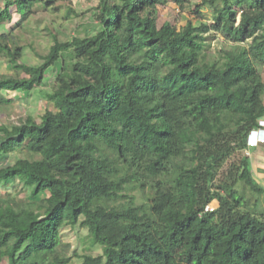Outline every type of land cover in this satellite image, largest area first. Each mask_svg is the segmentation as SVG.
<instances>
[{"label": "trees", "instance_id": "obj_1", "mask_svg": "<svg viewBox=\"0 0 264 264\" xmlns=\"http://www.w3.org/2000/svg\"><path fill=\"white\" fill-rule=\"evenodd\" d=\"M72 1L3 0L0 28L14 7L25 20ZM89 1L94 33L55 37L39 65L0 36L14 71L0 74V104L56 72L43 94L56 111L0 125V160L29 156L0 167V183L30 189L0 196V264H73L76 226L103 248L76 252L81 264H264V215L246 197L264 195L259 156L238 155L264 120V0H200L210 22L180 29L158 26L159 7L198 0Z\"/></svg>", "mask_w": 264, "mask_h": 264}, {"label": "rangeland", "instance_id": "obj_2", "mask_svg": "<svg viewBox=\"0 0 264 264\" xmlns=\"http://www.w3.org/2000/svg\"><path fill=\"white\" fill-rule=\"evenodd\" d=\"M96 3L89 0H73L70 4H58V10H48L44 6L36 5L32 8L28 18L23 20L20 14L16 12L15 7L12 8L13 18L12 21L0 28L1 35H10L8 44L13 48L14 45H20L25 48L24 63L39 65L41 64V55H45L49 52L51 46L54 43V38L60 40H72L75 36H87L94 33V27L92 24L93 8ZM200 6L199 8L197 6ZM0 6L4 7L3 0H0ZM217 7L220 8L221 4L217 3ZM73 9L74 13L70 18L67 17L69 10ZM204 17L201 16V14ZM212 17V8L210 6H203L202 2L198 0L193 4L192 8L187 11H181L174 3L168 1L159 7L158 26L161 27L165 22H170L178 29L184 27L191 18H197L195 24L199 26L201 22H210ZM222 38H218L211 42V52L213 54L221 47ZM260 72L264 78V67H259ZM14 71L4 54L0 52V74L12 75ZM56 72H48L45 78V83L41 88L33 90L31 93L23 91L15 92H2V96L5 99H9V104H0V125L18 124L22 119H25L29 115H34L36 119H39L46 110H54L53 104H48L43 94L52 88L55 83ZM264 145V144H261ZM262 147L253 150L244 151L239 153V157L243 155H252L257 158L259 156V162L264 163V155L261 154ZM35 158H40V155L34 154ZM21 157H29L25 150L12 153L7 159L0 160V167L6 163H11ZM253 161L254 158L252 157ZM234 158L230 161L232 162ZM228 165L225 167V169ZM259 167L255 164L253 171L257 180L264 186V170L259 171ZM17 185L11 186L4 195L10 193H17V199L25 201L29 199L30 189L20 190ZM246 197L250 200L251 205L257 203L256 212L260 215H264V195H260L258 200H255V196L249 191H246ZM139 196L137 192H132ZM64 242L70 245L69 255L72 256L73 264H81L82 259L75 257L77 252L80 255L85 253H92L95 256L103 254L102 246L94 244L92 238L89 235V231L81 226L69 228L64 233Z\"/></svg>", "mask_w": 264, "mask_h": 264}, {"label": "built area", "instance_id": "obj_3", "mask_svg": "<svg viewBox=\"0 0 264 264\" xmlns=\"http://www.w3.org/2000/svg\"><path fill=\"white\" fill-rule=\"evenodd\" d=\"M260 127L261 128H257L251 131L248 137V148H256L260 144L264 143V120L260 121ZM207 210H213V208L208 207Z\"/></svg>", "mask_w": 264, "mask_h": 264}, {"label": "crops", "instance_id": "obj_4", "mask_svg": "<svg viewBox=\"0 0 264 264\" xmlns=\"http://www.w3.org/2000/svg\"><path fill=\"white\" fill-rule=\"evenodd\" d=\"M264 147V146H263ZM261 154H263L264 155V152L262 151L261 152ZM255 164L259 167L258 169H259V171H263L264 170V163H262V162H259V158H257L256 160H255ZM14 185H17L18 186V184H17V182H15V181H9V183H7V184H3V183H0V196H3L4 195V193H6L7 191H10V187L11 186H14Z\"/></svg>", "mask_w": 264, "mask_h": 264}, {"label": "clouds", "instance_id": "obj_5", "mask_svg": "<svg viewBox=\"0 0 264 264\" xmlns=\"http://www.w3.org/2000/svg\"><path fill=\"white\" fill-rule=\"evenodd\" d=\"M259 128H261V127H259ZM255 129H257V128H255ZM263 130H264V128H263ZM252 131H253V130H252ZM263 144H264V143H263ZM260 145H261V144H260ZM260 145H259V146H260ZM259 146H257V147H259ZM257 147H256V148H257ZM251 149H253V148H248V150H251ZM248 150H247V151H248Z\"/></svg>", "mask_w": 264, "mask_h": 264}]
</instances>
